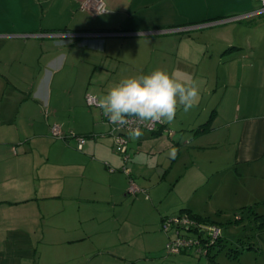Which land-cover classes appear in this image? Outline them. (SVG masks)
<instances>
[{"label":"crops","instance_id":"0c3cea01","mask_svg":"<svg viewBox=\"0 0 264 264\" xmlns=\"http://www.w3.org/2000/svg\"><path fill=\"white\" fill-rule=\"evenodd\" d=\"M86 1L0 0V264H264V13L229 19L260 1L103 0L102 14ZM158 68L197 81L199 99L169 132L126 133L148 195L132 197L85 95ZM54 123L86 135L82 149ZM181 209L249 211L256 232L223 230L213 260L167 254L161 219Z\"/></svg>","mask_w":264,"mask_h":264},{"label":"clouds","instance_id":"9594fccd","mask_svg":"<svg viewBox=\"0 0 264 264\" xmlns=\"http://www.w3.org/2000/svg\"><path fill=\"white\" fill-rule=\"evenodd\" d=\"M198 99L197 81L184 80L158 68L148 74L120 80L97 100V106L114 126L113 131L126 128L129 138L138 140L143 132L132 127L133 122L171 124L178 108L187 113L197 105ZM178 151L172 147L169 158L175 159Z\"/></svg>","mask_w":264,"mask_h":264},{"label":"built area","instance_id":"2783aa9c","mask_svg":"<svg viewBox=\"0 0 264 264\" xmlns=\"http://www.w3.org/2000/svg\"><path fill=\"white\" fill-rule=\"evenodd\" d=\"M259 1L261 4L257 10L243 15H236L229 19H244L264 13V0ZM86 4L96 12L103 11L105 8L103 0H87ZM97 100V97L93 94L87 93L85 95V101L89 106H97ZM106 120L108 121L107 117ZM131 126L148 132L167 129L165 124L160 122H133ZM113 128L114 126L112 125L110 132L113 134L115 150L124 162L121 169L128 176V192L131 194L142 192L147 197L146 190L141 189L135 184L130 174V168L127 166L130 157L126 137L127 129L113 131ZM166 131L169 132L168 130ZM50 133L52 136L63 140L74 138L77 142L76 148L78 150L82 149L87 138L86 135L76 134L72 130L64 132L57 123L50 126ZM160 227L161 231L167 235V240L164 245V250L167 254L190 253L197 256H205L209 252L211 245L220 236V227L217 224L201 222L191 217L187 212L164 216L161 220Z\"/></svg>","mask_w":264,"mask_h":264},{"label":"trees","instance_id":"16d2710c","mask_svg":"<svg viewBox=\"0 0 264 264\" xmlns=\"http://www.w3.org/2000/svg\"><path fill=\"white\" fill-rule=\"evenodd\" d=\"M208 123L206 122L204 125H205V127H207L208 125H207ZM52 125V124H51ZM50 125V126H51ZM51 134V133H50ZM54 137V136H53ZM70 139V138H69ZM63 140V139H62ZM68 140V139H67ZM130 158V157H129ZM128 161H129V159H128ZM128 163V162H127ZM122 167V166H121ZM122 170V169H121ZM131 174V173H130ZM244 207H242V208H240V210H242ZM184 212H187L191 217H194L195 219H197V220H199V221H201V222H209V223H214V224H217L219 227H220V236H219V238L215 241V243L214 244H212L211 245V247H210V249H209V252L204 256V257H207V258H209V259H212L213 260V258H214V256L217 254V252L224 246V241L222 240L223 238H222V233H223V229H222V223L220 222V221H216V220H214V219H212V218H210V217H208V216H205V217H203V216H200V215H197V214H195V213H192V212H190L189 210H187V209H181L178 213H175V214H179V213H184ZM249 212V211H248ZM243 213H241L240 214V216H238V217H236V218H234V221H237V220H241L242 218H243V215H242ZM171 215H173V214H171ZM164 216H166V215H164ZM164 216H162V218L164 217ZM257 216V215H256ZM162 220V219H161ZM231 222V219L230 220H228V222L227 223H230ZM236 249V250H235ZM234 251H238L237 250V248H235V247H228L227 248V251H226V254L227 255H229V256H231L233 253H234Z\"/></svg>","mask_w":264,"mask_h":264},{"label":"rangeland","instance_id":"374dc122","mask_svg":"<svg viewBox=\"0 0 264 264\" xmlns=\"http://www.w3.org/2000/svg\"><path fill=\"white\" fill-rule=\"evenodd\" d=\"M215 74V72H214ZM212 78H213V74H212ZM213 80V79H212ZM136 184V183H135ZM137 185V184H136ZM145 195V194H144ZM131 196L133 197L134 195L131 194ZM146 197V196H145ZM148 197V195H147ZM216 216V215H215ZM222 217V216H221ZM231 218V222L227 223L228 221H226L223 216V218L220 219V217L218 216V220H220V222L222 223V229L225 231H230V232H234V231H238L240 230L241 233L243 234L244 232H250L252 235L256 232L255 229L252 228L249 229V227H251L249 224H253L254 222H256V218H254L253 213H249L248 211L246 213H244L243 215V219L242 220H237L234 221L235 216H229ZM238 217V216H237ZM249 225V226H248ZM246 226V227H245ZM248 226V227H247ZM245 228H247L248 230H246ZM165 234V233H164ZM166 235V234H165Z\"/></svg>","mask_w":264,"mask_h":264}]
</instances>
